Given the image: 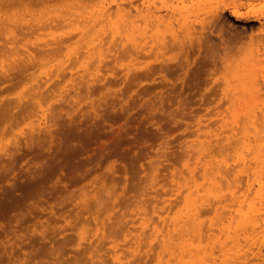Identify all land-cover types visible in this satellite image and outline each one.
Listing matches in <instances>:
<instances>
[{"label":"rangeland","instance_id":"obj_1","mask_svg":"<svg viewBox=\"0 0 264 264\" xmlns=\"http://www.w3.org/2000/svg\"><path fill=\"white\" fill-rule=\"evenodd\" d=\"M152 1L154 9L164 4L161 0ZM173 1L175 3L177 0ZM208 1H221V4L225 2L226 5L217 16L207 11L209 2L203 7L204 0H183L182 3H186L184 5L179 1L175 13L170 10L172 25L176 28L173 26L166 37L172 38L178 32L184 35V28L191 26L189 37L194 40L189 43V49L164 52L157 46L159 41L155 40L156 50L153 48V51L145 52L144 57L137 62L139 65L141 62L149 63L148 67L144 65L145 70L153 64L150 79L147 76L141 79L139 74L144 69L133 68V63L126 62L128 59H125L126 63L114 66L115 70L109 69L111 71L108 70L106 78L98 74L102 79L93 83V94L88 97L84 93L76 102V107H73L75 111H72V115L76 118H70L67 114L59 117L58 123L50 126L53 137L48 136L42 145L34 144L31 149L24 151L26 155L16 159L11 169L0 171V264H96L101 258L107 259L109 264H116L120 263V257L121 264H157L156 250H159L156 248L162 250L160 238L167 228V222L172 223L181 216L184 203L181 194L183 197L189 183H192L189 178H185V181L182 174L187 171L186 161L193 164L196 161L195 155L188 154L189 144L213 139L216 134L222 137L224 130L228 129L224 123L229 119V109L234 105L233 99L226 98L224 91L230 76L241 73L248 61L256 62L255 72L264 89V34L259 31L260 21L254 17L239 18L231 13L233 7L246 12L251 6L264 12V0H223V3L222 0ZM14 4L6 6L10 10L3 9L9 12L24 9L21 4ZM29 5L38 9L44 3L41 5L37 0ZM163 7L158 8V12L165 13ZM203 8L209 12L210 17L206 11H202ZM187 11H190V21L187 20ZM203 14L207 16L203 18ZM216 19L219 22H215ZM199 20L203 21L202 25ZM201 32L209 34L210 39L200 37L198 34ZM202 41L201 45L199 42ZM1 42L4 43L5 39H0ZM209 42L213 45L210 46ZM19 43L23 44L22 41ZM204 44L208 45L207 48ZM208 47L211 49L209 52ZM212 51L213 54L210 53ZM152 55L159 60L151 58ZM10 59L0 48V61L8 66ZM150 60L154 61L150 63ZM161 62L167 64L168 68H156ZM40 63L32 70L40 71L41 67L46 66L45 62ZM112 63L115 62L112 60ZM129 65L131 70H128ZM26 84L17 79L6 81L0 85V99L3 101L27 93L30 82ZM96 107L102 115H91ZM82 108H86L85 111ZM42 113H38V116ZM74 120L75 124H82L83 128L95 129L83 139H69L68 148L64 152L59 148L62 132ZM17 126L23 130L26 128L19 121L8 130V135L17 130L21 132ZM72 129L80 132L73 126ZM207 159L208 156L205 161ZM199 166L201 168V164ZM198 178L202 180V177ZM254 183V188L251 187L252 190L247 192H250L247 194L249 201L257 198L255 190H258V183ZM178 185L182 186L181 193H177ZM177 204L180 206L177 207ZM204 210L213 213H209L208 217L204 212L202 216L206 219L217 215L213 206H207ZM103 234H106L105 237ZM252 246L253 249H249L250 263L264 264V245L262 252L256 244ZM257 252L261 253L258 255ZM94 256L99 259L95 260ZM93 260L96 262L93 263Z\"/></svg>","mask_w":264,"mask_h":264},{"label":"bare ground","instance_id":"obj_2","mask_svg":"<svg viewBox=\"0 0 264 264\" xmlns=\"http://www.w3.org/2000/svg\"><path fill=\"white\" fill-rule=\"evenodd\" d=\"M33 1L37 0H0V39H5L4 43L1 42L0 48L1 52L4 51L5 55L8 54L11 57L8 60L9 63L7 62L8 66L0 61V69L2 70L0 71V85L14 79L19 80L20 83L25 82V84L30 82L29 88L26 86L29 89L27 93L3 101L0 99L2 101L0 102V171L3 170L4 172L11 169V165L19 156L26 155L25 150L31 149L34 144H44L43 140L48 136L53 137V130L50 126L58 123L59 117L65 114L70 118L73 117L72 111H75L73 107L78 99L84 93L88 97L91 96L93 89H95L92 88L93 83L97 79H102L98 77V74L101 73L106 78L108 70L112 68L115 70L114 66L124 64L125 59L129 60L126 61L127 63H133L134 66L132 67L135 69L141 70L148 67L149 63L142 64L141 62L139 65L137 62H140L138 59L144 57L145 52L149 53L155 48V40L159 41L157 46L164 52H173L174 49H189V43L194 40L189 37L191 26L184 28V35L178 32L172 38L168 36L170 39L166 37V33L172 31L173 26L176 28L174 24L172 25L173 19L170 16V10L176 11V8L179 7V1L183 4V0H177L176 4L172 3L173 0H161L164 2V4L161 2V7H165V13L158 12V8H161L159 6L154 9L152 0H38L41 5L44 3V6L38 9H34V6L29 5ZM208 2V0H204L205 5L203 7ZM14 3L21 4L24 9L7 11L9 7L6 6H11ZM208 4L207 11L214 16L220 14V11L224 10L226 5L225 2V5L221 4V1L217 3L209 2ZM190 5L192 6V4ZM3 8L7 9L4 10ZM195 8L198 7L195 6ZM182 10L184 9L182 8ZM202 11L206 10L203 8ZM180 12L178 11V13ZM196 12H193V14ZM185 13L183 12V14ZM231 13L239 18L245 16L246 18L254 17V19H258L260 21L259 31L264 34V12H260V9L251 6L248 11L242 12L238 7H233ZM189 14L190 11L189 13L187 11V20ZM204 14L203 18L207 16L204 17ZM199 15L201 14L199 13ZM175 17L177 18V16ZM218 20L216 19L215 22ZM181 21L183 22V19ZM185 23H188V21ZM191 23L194 24L192 20ZM202 23L203 21L201 25ZM212 23L214 22L212 21ZM202 33L204 32L198 35H201L200 37L204 39H210L209 34ZM218 38L221 37L218 36ZM198 40L200 41V39ZM201 40L203 39L201 38ZM20 41L23 42L22 45L19 43ZM199 43L201 44L203 41ZM209 43L210 46L213 45L211 42ZM204 46L207 48L208 45L204 44ZM156 48L153 50H156ZM208 49L210 48L208 47ZM213 51L210 53L213 54ZM186 52L182 51V53ZM259 53L260 51H258ZM150 56L149 54V59ZM151 58L155 59V56ZM142 59L144 60V58ZM112 60L115 63H112ZM40 62H45L44 65L46 66L41 67L40 71L32 70ZM149 62L152 63L151 60ZM256 64V62L248 61L246 68L241 73L229 75L230 78L227 81L224 93L226 98L233 99L232 106H234H231L232 108L228 107L230 108V116L225 123L223 122L228 126V129L224 130V136L219 137L216 134L213 139H203L199 143L189 144L188 154L195 155L196 161L194 164L189 161L185 162L187 171L182 172L185 177H181L184 180L189 178L192 183H189L187 191L183 190L186 191L183 197L181 194L184 203L179 219L176 218L177 220H173L172 223L167 222V228L161 225L166 230L163 232V236L160 235L162 250L156 248L159 250H156L158 255L156 257L157 264H251L249 259L250 247L252 248V245L256 244L259 251L262 252L261 248L264 245V89L260 84L259 75L257 76L255 72ZM157 65L159 64L157 63ZM129 66L128 70H131L132 67ZM151 67H153V64ZM157 67L158 69L168 68L167 64L163 62ZM150 68L148 70L144 69L139 74L141 79L142 76H147L150 79L153 72V69L150 70ZM158 71L161 72L162 70ZM163 73L166 72L163 70ZM146 81L149 82V80ZM262 81L264 82V74ZM26 87H24L25 90ZM21 91L20 93L23 92ZM71 108L73 109L69 110ZM40 112L43 113L39 117L38 113ZM91 115L100 116L102 113L96 107ZM19 121L26 128L23 130L22 127L17 126L21 132L17 130L8 135V130ZM75 121L70 127H65L64 132H62L59 148L64 152L68 148L67 142L69 139L80 137L83 139L95 129V127L83 128L82 124H75ZM72 126L78 128L80 132L74 131ZM20 134L24 135L20 137ZM207 156L209 159L205 161ZM202 160H204V163H202ZM199 164H201V168ZM199 176L202 177V180L198 178ZM254 182L258 183V186H256L258 190L254 189L257 191L258 199L255 198L257 201H252V199L249 201L247 194L249 195L250 192H247L255 184ZM180 184L183 185L182 182ZM181 185L176 188L177 193L182 191ZM254 192L255 195L256 192ZM254 195L250 196L254 197ZM250 196L249 198H253ZM101 203L103 204V202ZM179 206L177 204V207ZM207 206H213L215 212H217L214 218L206 219L203 217L204 212L208 217L213 214L203 211L204 208L207 209ZM202 214L204 215L202 216ZM149 227L151 228V226ZM116 234L118 235V233ZM107 241L109 242V240ZM115 243L117 242L115 241ZM113 252L116 253V251ZM93 258L95 259V256ZM119 259L120 263L116 264L122 263L121 257ZM153 259L155 260V258ZM105 261L107 262V259L101 258L97 261L98 263L94 260L93 263L105 264Z\"/></svg>","mask_w":264,"mask_h":264}]
</instances>
